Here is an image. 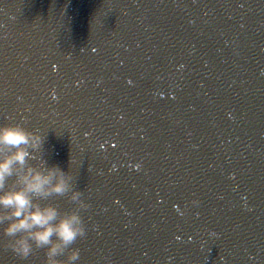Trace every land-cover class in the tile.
Wrapping results in <instances>:
<instances>
[{"label": "clouds", "instance_id": "9594fccd", "mask_svg": "<svg viewBox=\"0 0 264 264\" xmlns=\"http://www.w3.org/2000/svg\"><path fill=\"white\" fill-rule=\"evenodd\" d=\"M44 134L20 123H0V227L9 237L6 246L21 257H27L33 246L42 247L46 264H71L80 255L70 248L67 259L57 257L85 233L79 209L88 203L81 190L71 192L77 208L61 210L46 201L52 194H64L72 188V175L59 164L41 168L27 164L31 149L43 144ZM27 165V167H25ZM16 174V182L6 186L8 177ZM198 201H193L197 203ZM7 221V223H5Z\"/></svg>", "mask_w": 264, "mask_h": 264}, {"label": "water", "instance_id": "95a60500", "mask_svg": "<svg viewBox=\"0 0 264 264\" xmlns=\"http://www.w3.org/2000/svg\"><path fill=\"white\" fill-rule=\"evenodd\" d=\"M30 1L37 2L41 0H24V2L26 3H29ZM42 8L43 6L39 5L34 8L28 7L26 8V10H23V12H25L24 14H27L28 17L30 18V21L25 23L23 27L27 26L32 29H35L36 31H39L41 27H45L43 26L45 24L44 19H41L40 21L38 20V17L40 16ZM51 26H53V21H52ZM12 27L15 28L16 30H21V29L23 30V27L19 28V25L17 23H14ZM46 46H49V47L51 46V49L53 52L52 45H46ZM52 73L49 74V79L51 77L50 81H48V79L47 81H45L46 84H45V88H42V94L37 99L34 97H27V99L31 103V105L32 104L34 105L35 112L36 113L40 112L41 117H42V119L33 118V120H31L32 122L31 127H33L36 130H39L41 133H43L46 129H47V132L49 133L50 130L52 129L54 132V135L56 136L58 140L59 139L58 107L55 106L58 103L56 99L57 98V79L53 77L56 75V67L54 68ZM16 116H17L16 117L17 120L26 122V124H28L27 116L24 114L23 111H17ZM52 149L55 152V154H59V150L55 149L54 147H52ZM40 151H41L40 148H38L35 151L37 156L40 155ZM38 158H35L33 163L38 162ZM25 167H27V165H25ZM2 232L3 231L0 228V234ZM12 256H13V253L7 246L2 247L0 249V264H11ZM18 258H21L24 264H32L34 262L40 261L39 257L34 254H31L30 257H21L18 255ZM39 264H42V262L41 263L39 262Z\"/></svg>", "mask_w": 264, "mask_h": 264}]
</instances>
